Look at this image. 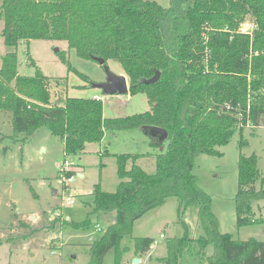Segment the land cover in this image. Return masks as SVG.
I'll list each match as a JSON object with an SVG mask.
<instances>
[{"label":"trees","instance_id":"trees-1","mask_svg":"<svg viewBox=\"0 0 264 264\" xmlns=\"http://www.w3.org/2000/svg\"><path fill=\"white\" fill-rule=\"evenodd\" d=\"M247 15L255 25L244 32ZM0 17L8 47L21 40H65L82 58L118 59L129 78V92L145 93L151 102L142 113L105 117L102 100L64 94L67 78L54 80L56 86L65 84L54 100L51 79L40 69L21 75L12 50L2 57L0 109L12 112L14 132L25 134L23 141L46 127L63 139L66 154H77L87 143L101 141L106 130L156 125L169 133L168 144L156 156L155 173L137 163L143 153L117 154L116 190L96 185L93 200L84 202L90 208L86 218L67 222L75 229L87 228L94 215L115 212V222L90 244L87 264H102L113 248L115 264H122L130 250L122 240L132 236L138 219L169 197L179 200L184 233L167 241V253L158 261L183 264L184 254L191 251L207 264H264V241L239 240L220 230L212 196L193 172L200 154H220L216 146L264 118V0H171L168 7L154 0H0ZM62 59L73 70L65 53ZM157 71L160 78L149 82ZM151 144L159 147L153 139ZM238 169L240 227L263 221L255 217L253 204L264 199V175L256 153H240ZM257 181L260 189L254 186ZM193 206L204 232L198 237L190 235L183 220ZM153 244L150 236L135 237L134 251L145 254ZM210 245L213 252L207 255Z\"/></svg>","mask_w":264,"mask_h":264},{"label":"rangeland","instance_id":"rangeland-1","mask_svg":"<svg viewBox=\"0 0 264 264\" xmlns=\"http://www.w3.org/2000/svg\"><path fill=\"white\" fill-rule=\"evenodd\" d=\"M154 1L164 7L171 2ZM244 23L241 27L248 31L255 25L251 15H247ZM3 28L4 21L0 17V67L2 57L16 50L19 73L34 75L40 69L52 81L54 100L65 85L56 86L54 80L67 78L64 94L78 98H95L97 94L102 98L105 117H124L150 110L151 102L145 93L110 95L84 80L76 71L87 76L90 82L106 81L105 66L80 57L65 40H21L12 48L4 42ZM63 53L73 70L63 61ZM106 65L111 72L126 76L118 59H108ZM12 120V112L0 109V264H87L90 244L114 222L115 216L110 212L94 215L90 226L81 229H75L67 222H80L86 218L90 208L84 202L93 200L96 185L104 191L116 190L120 181L117 154L143 153L137 163L153 174L161 148L151 144V137L142 128H133L118 132L106 130L101 141L87 143L80 153L66 154L63 139L48 128L41 127L29 141H23L25 134L14 132ZM259 123L253 128L245 126L243 132L237 129L229 143L216 146L220 154H200L193 169L199 185L212 196V208L220 230L239 240L253 237L264 241V199L253 204L255 217L263 221L240 227L237 226L235 205L240 153L247 156L256 153L259 170L264 175L263 117ZM242 139L246 144L241 147ZM165 143L167 145L168 141ZM66 159L72 165H65ZM64 168L66 171H61ZM67 171L75 175L72 181L63 178L62 175L68 176ZM254 186L260 189L263 185L257 181ZM178 205L177 197H169L163 205L148 211L135 222L132 236L122 240V246L130 247L123 255L122 264H164L157 258L166 255L167 241L184 233L183 223L178 218ZM183 220L190 225L191 236L204 233L197 207H189ZM97 224L100 230L96 228ZM139 236L154 238L150 250L153 258L142 255V261L135 263L134 259H140V256L134 253V238ZM212 252L210 245L207 253ZM102 264H115L114 248L106 253ZM183 264L207 262L190 251L184 254Z\"/></svg>","mask_w":264,"mask_h":264},{"label":"water","instance_id":"water-1","mask_svg":"<svg viewBox=\"0 0 264 264\" xmlns=\"http://www.w3.org/2000/svg\"><path fill=\"white\" fill-rule=\"evenodd\" d=\"M96 61H98L101 65L105 66V70L107 73V79L104 82H95L93 83L94 87L101 88L106 94H125L129 92V82L125 75H117L110 71L108 66L106 65V60L102 57H94ZM160 78V71H157L156 74L149 79V82L157 81ZM143 131L153 139L157 145L164 149V142L168 139L169 133L168 131L160 126L156 125H143ZM93 236L90 238L92 239ZM140 261L139 258H135L134 262L138 263Z\"/></svg>","mask_w":264,"mask_h":264},{"label":"built area","instance_id":"built-area-1","mask_svg":"<svg viewBox=\"0 0 264 264\" xmlns=\"http://www.w3.org/2000/svg\"><path fill=\"white\" fill-rule=\"evenodd\" d=\"M244 25H246V24H244ZM252 28H253V27H252ZM242 30H243L244 32H247V31H248V29H246L245 27H243ZM95 98H96L97 100H102V98H101L100 96H98V95H96ZM65 165L70 166V165H72V163H71L69 160L66 159V160H65ZM61 171H66V169L64 168V169H62ZM68 172H69V171H67L66 174H68ZM62 176H63L64 179H66V180H68V181H72V180L74 179V177H75V175H73V176H69V177H68V176H65V175H62ZM69 201H72V200L69 199ZM96 228H97L98 230L101 229V227H100L99 224L96 225Z\"/></svg>","mask_w":264,"mask_h":264},{"label":"crops","instance_id":"crops-1","mask_svg":"<svg viewBox=\"0 0 264 264\" xmlns=\"http://www.w3.org/2000/svg\"><path fill=\"white\" fill-rule=\"evenodd\" d=\"M126 77H127V79H128V76L126 75ZM97 95V94H96ZM80 176H82V174H79ZM85 204V203H84ZM114 216H115V212H113L112 213ZM68 218V217H67ZM114 222H115V220H114ZM113 223V222H112ZM194 237V236H193ZM153 246V245H152ZM152 248V247H151ZM151 250V249H150ZM150 250L147 252V253H145V254H137V256H140V261H142V258L144 257V256H142V255H145V257H149L150 259H152L153 257H152V255H150ZM196 252V251H195ZM134 253H135V251H134ZM206 253H207V250H206ZM136 254V253H135ZM211 254V253H210ZM210 254H208L207 253V255H210ZM199 256V255H198ZM134 257H136V256H134ZM160 257H162V256H160ZM200 257V256H199ZM201 258V257H200ZM163 263V262H162Z\"/></svg>","mask_w":264,"mask_h":264}]
</instances>
